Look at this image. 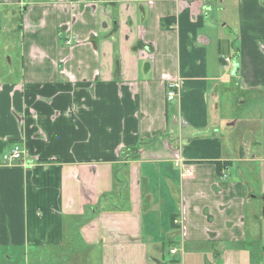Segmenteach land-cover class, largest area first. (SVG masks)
<instances>
[{"label": "crops", "instance_id": "obj_1", "mask_svg": "<svg viewBox=\"0 0 264 264\" xmlns=\"http://www.w3.org/2000/svg\"><path fill=\"white\" fill-rule=\"evenodd\" d=\"M9 20L22 39L0 40V264H164V237L173 256L215 246L219 264H246L263 238L264 259V142L231 158L218 136L229 95L264 105V0H0V38Z\"/></svg>", "mask_w": 264, "mask_h": 264}, {"label": "rangeland", "instance_id": "obj_2", "mask_svg": "<svg viewBox=\"0 0 264 264\" xmlns=\"http://www.w3.org/2000/svg\"><path fill=\"white\" fill-rule=\"evenodd\" d=\"M17 15V14H16ZM3 32L1 35V42L6 43L9 40L18 41L21 40V35L17 29V27H14L11 23V20L5 21L3 24ZM6 60V59H5ZM8 60H6L7 64V70L10 71V67L8 65ZM234 66V65H233ZM231 66V68L233 67ZM234 69V68H233ZM232 71H230L229 75L232 76ZM235 82L236 76H235ZM238 89V84H234V90ZM239 92H235L231 96L229 95V98L227 100V106L226 113L228 115V120H230V123H233L232 126H227L225 128H221L220 131H218V136L223 137V146L229 151V157L233 158L237 150L240 149H250L252 150V154L249 156H252L254 153L257 152V143L262 140V143L264 142V123H260L261 120L264 119V105L263 101L260 100L263 98V96L249 92L248 94L244 95L242 99L238 100ZM262 137V138H261ZM234 155V156H233ZM236 157V156H235ZM237 159V158H235ZM258 167L255 165L252 173L256 172ZM247 168L242 163L234 162L229 168L228 172H226L227 175H229L230 179L238 180L240 179L236 178V171L239 174H242L243 171L246 172ZM250 177H245V180H248V182L252 185H254L253 194L258 195V190L261 188L262 183L259 180L258 176H253V174L249 175ZM174 204L176 205L175 201ZM255 207V204H253ZM175 210V208H174ZM169 212H173V208L171 206L168 207ZM249 212V209L245 211L244 215H246ZM260 225L263 223V218H258ZM157 221L153 222L155 223ZM163 222H165L163 224ZM252 221L249 217L245 216V231L247 228L251 225ZM152 222L149 223V226H151ZM168 224H169V218H158V224L155 223V228L159 230L160 233H163L167 231L168 233ZM154 227V224L151 226ZM247 227V228H246ZM165 235V234H163ZM164 246L162 248V252L155 253L152 251V254L154 257H156L160 262H163L164 264H183V261L186 264H190V259H193L192 261L196 262V264H199V262H202V264H219L216 261H213L210 252V249L215 246H206L203 244L196 252L195 256L193 258H190L189 256H182L180 253L176 255L169 254V246L167 244V240L164 237ZM263 241V238L258 239H250V253L249 258L246 264H264V259L262 258L261 254V242ZM158 242V241H155ZM148 243L151 244L150 240H148ZM207 249V250H206ZM206 251L205 253H203ZM202 253V254H201ZM185 254V251H184ZM9 255V254H8ZM150 255V254H149ZM4 256H2L3 258ZM10 260H4L1 264H24L23 260L19 258V254L15 255L14 257L9 255ZM20 259V260H19ZM121 264H125L127 262V258L124 256L123 258L119 259ZM147 261V264H154V262ZM175 262V263H174ZM178 262V263H176ZM48 263V262H47ZM245 264V261L244 263Z\"/></svg>", "mask_w": 264, "mask_h": 264}, {"label": "built area", "instance_id": "obj_3", "mask_svg": "<svg viewBox=\"0 0 264 264\" xmlns=\"http://www.w3.org/2000/svg\"><path fill=\"white\" fill-rule=\"evenodd\" d=\"M203 1V0H201ZM225 62H228V59L223 58ZM178 95V85L176 82H169L167 84V92H166V98L168 101H173ZM21 152L19 151V148L17 146L13 147L7 154H4L2 156V161L5 164H11L14 161L20 160ZM171 253H175V251H171Z\"/></svg>", "mask_w": 264, "mask_h": 264}, {"label": "water", "instance_id": "obj_4", "mask_svg": "<svg viewBox=\"0 0 264 264\" xmlns=\"http://www.w3.org/2000/svg\"><path fill=\"white\" fill-rule=\"evenodd\" d=\"M236 74V67L234 68V71H233V75H235Z\"/></svg>", "mask_w": 264, "mask_h": 264}, {"label": "flooded vegetation", "instance_id": "obj_5", "mask_svg": "<svg viewBox=\"0 0 264 264\" xmlns=\"http://www.w3.org/2000/svg\"><path fill=\"white\" fill-rule=\"evenodd\" d=\"M262 253H264V246L262 247Z\"/></svg>", "mask_w": 264, "mask_h": 264}]
</instances>
